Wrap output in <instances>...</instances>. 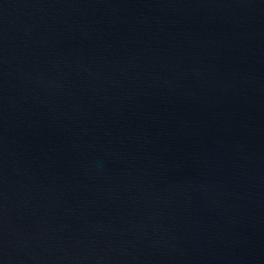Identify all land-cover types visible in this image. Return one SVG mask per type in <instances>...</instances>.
I'll list each match as a JSON object with an SVG mask.
<instances>
[{
    "label": "water",
    "instance_id": "obj_1",
    "mask_svg": "<svg viewBox=\"0 0 264 264\" xmlns=\"http://www.w3.org/2000/svg\"><path fill=\"white\" fill-rule=\"evenodd\" d=\"M0 264H264V0H0Z\"/></svg>",
    "mask_w": 264,
    "mask_h": 264
}]
</instances>
